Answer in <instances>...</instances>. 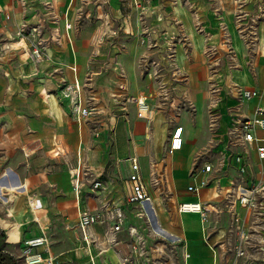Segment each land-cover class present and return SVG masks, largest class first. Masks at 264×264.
Listing matches in <instances>:
<instances>
[{"label": "crops", "instance_id": "obj_1", "mask_svg": "<svg viewBox=\"0 0 264 264\" xmlns=\"http://www.w3.org/2000/svg\"><path fill=\"white\" fill-rule=\"evenodd\" d=\"M130 1L135 10L139 9L135 5L136 2L147 7L153 0ZM189 1L193 3L201 0ZM70 3L71 0H51L50 9L60 26L55 39L51 30V14H48V9L40 0H27L24 6L19 0H0V192L9 197V200L4 202L0 199V264H6L4 257L8 259V255L15 256L21 237L26 240L43 234L47 236V242L35 248V251L40 252L44 258L52 259L53 264H91V256L102 260L104 264H120L121 256L130 251L128 226H134L144 235V227L147 222L151 224L153 217L161 228L168 231L175 241L174 245L179 248L178 256L174 252L173 258L166 259L158 253L159 249L156 250L155 239L147 236V253L153 260L161 259L163 264H243L242 260L235 257L230 245L225 243L229 218L227 213H212L203 223L199 213L181 211L180 203L216 199V183L219 182L223 188L235 174L233 154L242 149L237 143L239 138L231 141L226 132L227 128L234 129L241 118L250 117L257 104L264 105V27L259 30V60L256 59L253 67H250L239 59L240 64L236 69L240 74L242 87L258 90L261 97L250 100L244 108L245 112L240 111L241 107H238L240 110L231 109L227 115H222L224 121L221 129L224 132L220 143L229 145L231 162L221 170L213 169L201 173L211 182L196 195L188 191L187 186L194 182L192 175L196 174V170L200 169L204 162L212 163L216 167L219 156L215 152L217 148L214 149V160L205 159L200 167L191 171L189 165L192 153L195 152L196 138L193 128L187 123L177 124L183 126L182 148L169 154L166 149L173 127L166 134L161 116L148 127L142 119L143 114L139 115L136 109V119H126V113L120 115L125 119L117 117L113 112L117 110L118 104L111 99L114 94H118V86L122 84L119 83L121 79L114 81L112 71L110 77L99 76L101 88L98 91L95 88L90 90L93 95L86 98L83 94L86 69L91 67L98 70L102 65H107L108 69L116 67L124 59V55L127 59L133 53V45L121 46L114 42L104 45L109 37H113L101 26L103 22L106 24L109 21V15H106L98 19L101 25L97 30H100L94 35V47L89 46L92 37L83 36L71 26H66ZM99 9L98 7L97 10ZM111 12L113 15L117 10ZM209 13L211 14L208 20L205 19L206 28L203 32H197L187 9L175 7L173 18L180 24H165L164 21L158 33H151L153 37H159L161 34V39L170 36L188 37L191 59L183 54L182 45L175 44L174 64L191 72L193 84L197 83L201 74L199 65L203 66L204 63L203 51L206 45L212 43L211 40L208 42L203 38L207 37V33L212 38L220 34L212 23L216 16L212 11ZM5 14L9 15V19L5 18ZM23 21L44 25L42 37L46 44V57L34 60L25 48L27 42L18 40L15 32ZM123 21L124 27L126 26L125 34L133 38L131 36L134 34L135 21L129 16H125ZM103 40L105 41L102 42ZM220 88L217 91L219 95L223 92L222 87ZM75 90L79 103L92 110L86 119H98L94 127L97 137L91 139L90 131L84 125L86 119L76 118L72 114L69 96ZM139 96H146L149 101L150 96ZM225 97L229 99L230 104L234 102L232 93H225ZM231 105L235 106L233 103ZM231 105L225 106L229 108ZM256 135L264 138V129L256 130ZM139 136L149 139L143 142ZM166 141L167 145L163 150ZM87 146L91 149L84 152ZM253 147L254 145L249 155L255 172L259 163L264 160H259ZM72 153L77 159V166L74 167H71L70 163ZM84 156L87 158V164L93 168V172H90L103 180V186L95 195L91 193V183L88 181L90 177L82 171L79 172L80 161ZM130 156L137 157L142 180L151 197V214L147 219L136 215L139 206L127 205L125 202L124 186L129 172ZM73 170L82 178L80 201L72 190ZM153 170L164 178V183L158 187L150 182ZM213 179L217 181H212ZM18 186L22 188L19 189ZM169 194L174 201L171 219L163 207ZM102 199L124 208L127 216L124 228L117 234L118 244L109 245L103 235L106 227L94 224L89 228V232L96 237V243L86 247L76 225L78 208L82 205L96 210ZM51 226L60 227L66 233L61 249H47V230ZM20 249H24L23 245ZM99 249L104 251L98 255ZM132 259L130 264H145L141 257L132 256Z\"/></svg>", "mask_w": 264, "mask_h": 264}, {"label": "rangeland", "instance_id": "obj_2", "mask_svg": "<svg viewBox=\"0 0 264 264\" xmlns=\"http://www.w3.org/2000/svg\"><path fill=\"white\" fill-rule=\"evenodd\" d=\"M130 2V0H71L66 15L68 17L67 23L74 31H79L83 36L92 37L89 46L94 47V35L100 30H97L101 25L98 19L104 18L106 15H109V21L106 24L103 22L101 26L109 31L113 37H109L107 44L104 45H111L113 42L121 46L133 45V53L128 55L127 59L124 55V59L116 67L108 69L107 65H102L98 70L91 69V67L87 68L83 80V94L86 98H90L93 95L90 90L95 88L98 91L101 88L99 76L110 77L113 73L114 81L121 79L119 83L122 84L118 86V94H114L113 99H111L118 104V106L115 105L117 110L113 113L120 119L124 118L120 115L126 113L125 117L129 120L136 119V110L138 111L133 98L140 94L150 96L148 103L153 109L151 125L158 116H161L162 126L166 127V134L177 124L185 125L187 123L189 127L193 128L196 148L195 152L192 153L189 167L191 171H194L202 165L205 159H215L214 149L218 147L224 132L221 129L224 121L222 115L224 113L227 115L231 109L240 110L238 107H241L240 111L245 112L244 108L249 103L248 100H242L236 96L235 91H233L234 99L232 101L234 102H231V104H235L233 106L230 101L228 102L229 99L225 97V93L230 92L228 90L231 88L242 86L240 74L236 70L240 64L239 59L250 67H253L256 59L259 60V30L264 27V0H201L193 3H190L189 0H153L144 10L136 9L133 6L134 10ZM98 7L99 10H97ZM175 7L187 9L192 16V24L197 32H203L206 28L205 19L208 20L210 11L216 16L212 23L213 27L220 31V34L212 38L207 33V37L203 38L204 41L209 42L211 40L212 43L206 45V49L204 48L202 54L204 63L203 66L202 64L199 65L201 74L197 78L196 84L192 83L190 71L174 64L175 44L182 45L183 54L191 59L188 37L170 36L161 39V34L158 35L159 37L151 35V33H158V29L164 21H166L165 24H180L173 18ZM112 10H117V12L111 15ZM125 16H129L135 21L134 34L131 36L133 38L127 37L125 34L126 26L124 27L123 21ZM222 31L228 35L229 43L234 52L232 58L227 56L223 50ZM143 48L145 50L142 51ZM223 84H227V86H223ZM217 86L223 89L221 95L215 91ZM225 105L231 106L228 108ZM96 122H98L97 118L96 120L86 119L84 122L90 131L91 139L97 137V130L94 128ZM226 134L231 141L237 137L233 128H227ZM139 137L143 142L149 139L146 136ZM166 145L167 141L163 150H165ZM90 149L87 146L84 152H89ZM240 149H245V147L241 145ZM70 159L71 167L77 166V159L74 158L73 153L70 155ZM86 161L85 156L80 161L79 172L82 171L84 175L87 172H93L92 166ZM173 203L172 195H167L163 207L166 209L165 212L169 219L172 218ZM152 227L153 225L151 226L150 222H147L143 230L144 235L155 239V247L159 248V253L166 259L173 258L174 252L178 256L179 248L174 245L175 241L168 231L161 228L162 232L155 233ZM47 233L49 234L47 249H61L65 231L60 227L51 226ZM24 240L25 238H20L19 248L18 251L15 250L14 257L8 255V259L3 258L6 260V264H26L22 249H20L22 245L25 248ZM248 264H264V261Z\"/></svg>", "mask_w": 264, "mask_h": 264}, {"label": "built area", "instance_id": "obj_3", "mask_svg": "<svg viewBox=\"0 0 264 264\" xmlns=\"http://www.w3.org/2000/svg\"><path fill=\"white\" fill-rule=\"evenodd\" d=\"M19 1L23 6L27 3V0ZM40 2L48 9V14H51V30L54 32V38L56 39L60 26L56 16L53 15L50 9L51 0H40ZM135 5L140 10L146 8L144 4L139 2H136ZM5 18L9 19V15L5 14ZM66 26L69 27L70 24ZM43 30V24H31L23 21L19 24L15 32L19 41L25 40L27 42L25 48H27L30 56L34 60H39L47 56L45 40L42 37ZM222 36L221 43L223 50L227 56L232 58L234 52L229 43L228 35L225 31H222ZM219 88L217 86L215 91H218ZM262 89L264 91V86ZM228 91H230L228 92L229 94L235 91L236 96L242 100L250 101L255 97H261V93L258 90L246 89L242 86L231 88ZM69 97L72 114L76 118L81 117L86 119L91 115L92 110L79 103L77 90ZM133 99L139 115L142 113L146 126H150L153 109L150 107L147 97L137 96ZM234 129L237 138H239L237 143L243 145L245 149L233 154L232 160L236 164V169L234 176L230 178L229 184L222 188L219 182H217L215 185L217 189L216 199L207 202L201 200L184 201L180 203V210L183 212L199 213L203 223L208 220L212 213H227L229 218L225 243L230 245V249L234 252L235 257L242 260L243 264L253 263L255 261L262 262L264 261V162H260L257 171L254 172L249 154L250 149L254 145L253 149H255L259 160H264V138H259L256 135V130L264 129V105L257 104L252 115L247 118H241ZM234 143L237 144L236 142ZM182 145L183 126L174 125L170 132L166 152L172 154L180 150ZM215 152L219 154L216 167L212 163L204 162L202 167L196 170V174L192 175L194 182L187 186L188 191L199 195L200 191L211 182L207 177L202 176L201 173L210 172L213 169L221 170L229 165L231 155L228 153V144L220 143ZM128 165L129 172L124 186L125 202L127 205L139 206L136 215L147 219L150 217L149 214H151V208L149 207L151 197L142 180L140 164L137 157L130 156L128 158ZM86 175L90 177L88 181L91 183V193L95 195V192L103 186V180L91 172H87ZM163 180L164 178L159 176L157 172L154 170L151 172L150 182L152 185L158 187L164 183ZM214 180L216 179L212 181ZM71 185L72 190L76 194V198L80 201L82 178L74 170L71 173ZM18 187L19 189L22 188L21 186ZM0 199L4 202V200H9V197H6L0 192ZM126 218V212L121 205L112 204L110 201H103L102 199L100 206L96 210H90L87 207L79 205L76 225L86 247L96 243V237L89 232V228L94 224L104 225L106 227L103 234L105 241L109 245H116L118 244L117 234L123 230ZM127 232L131 239L129 243L130 251L121 256L120 264L132 263V256L141 257L144 259L145 264H163L161 259L153 260L148 255L146 237L141 232L134 226H128ZM160 232H162V229L155 233ZM46 242L47 236L45 234L25 240V248L22 250V253L26 264H53L52 259L44 258L40 252L35 251V248L42 246ZM158 249L156 247V250ZM103 251L104 249H99L98 255ZM90 258L91 264H104L102 260L95 259V256H91Z\"/></svg>", "mask_w": 264, "mask_h": 264}, {"label": "bare ground", "instance_id": "obj_4", "mask_svg": "<svg viewBox=\"0 0 264 264\" xmlns=\"http://www.w3.org/2000/svg\"><path fill=\"white\" fill-rule=\"evenodd\" d=\"M1 185V184H0ZM151 222H152V225H153V229H154V231L156 232H158V231H160L161 230V227H160V225H159V223L157 222V220L155 219V217H153L152 219H151ZM164 229V228H163ZM165 230V229H164Z\"/></svg>", "mask_w": 264, "mask_h": 264}]
</instances>
